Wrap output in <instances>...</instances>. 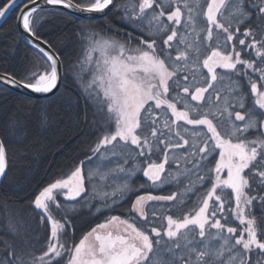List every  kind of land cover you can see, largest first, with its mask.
Wrapping results in <instances>:
<instances>
[{"label":"snow or ice","instance_id":"1","mask_svg":"<svg viewBox=\"0 0 264 264\" xmlns=\"http://www.w3.org/2000/svg\"><path fill=\"white\" fill-rule=\"evenodd\" d=\"M46 5L100 13L105 19L115 12L126 26L119 36V29L96 31L89 25L93 30L84 34L87 47L79 71L69 69L79 99L95 106L104 125L90 151L122 163L106 172L98 164L85 173L81 161L32 194L33 211L48 228L39 252L38 234L25 235L23 224L7 211L8 202H0L5 231L11 234L0 236V264H264V228L256 212L264 220V0H23L22 7L17 0H4L0 18L19 7L16 21L44 61V70L24 77L0 74V92L23 89L29 99L30 93L50 99L60 92L63 62L39 34ZM242 81L250 84L252 106ZM41 115L47 123L46 110ZM9 170L6 139L0 137V181ZM113 172L123 174L122 181L111 192L103 191L94 177L103 182ZM137 173L146 180L133 186ZM180 177L189 184L179 199L176 192L139 194L180 183ZM86 180L92 185L89 208L100 199L95 210L110 209L131 193L133 215H112L78 243L66 245L72 227L67 211L85 200ZM197 183L200 188L210 185L197 205L182 216H164L166 224L157 227L163 209L153 202L185 205L189 193H199ZM60 197L75 203L63 210ZM53 207L62 211L60 218ZM229 214L238 227L229 225Z\"/></svg>","mask_w":264,"mask_h":264},{"label":"trees","instance_id":"2","mask_svg":"<svg viewBox=\"0 0 264 264\" xmlns=\"http://www.w3.org/2000/svg\"><path fill=\"white\" fill-rule=\"evenodd\" d=\"M3 2L4 0H0V4ZM81 2L87 3L88 0H81ZM120 2L123 3L124 0H120ZM46 10L47 17L40 24L39 34L52 45L62 58L64 81L60 92L50 99L33 97L29 99L24 94L11 89L7 92H0V136L6 139L10 161L7 179L0 185V202L5 200L8 202L9 208L7 211L23 224L26 230L25 235L30 234L31 238L38 234L39 238L35 240L36 252L44 248L48 228L47 225L40 224L37 212L33 211L31 205L32 194L55 179L69 174L81 161H84V171L86 173L94 162V160H88V157H93L90 149L96 146L104 131L101 117L95 115V106L91 104L86 106L84 100L79 99L81 95L80 88L69 69L75 68L79 71L78 61L83 58L87 47L84 34L93 30L89 25L97 26L96 31L119 29L117 32L119 36H122L126 29V26L121 23L115 12H110L106 19L105 17L82 19L65 10L56 8ZM18 12L19 9L17 8L0 28V72L13 73L18 77H24L30 71H43L44 61L40 58L36 49L23 39L16 21ZM241 31H243V28ZM174 55L175 52H173ZM251 55L254 58V54ZM242 84L244 85V91L247 93V104L252 106L254 97L251 94L250 84L247 81H242ZM180 106L178 104V107ZM42 109L47 112V123H42ZM85 112L87 119H85ZM13 126L16 129L14 133L12 132ZM100 161L98 157L96 162L99 164ZM101 163L110 164L108 166L111 169L116 168L112 161H101ZM212 166L214 167V162ZM167 169H169V165L166 166ZM175 169L176 167L172 164L171 170L174 171ZM118 175L119 173L113 172L109 176L110 180H106L105 183H98L97 186H103L105 187V190L102 189L103 191L111 192L121 181L119 179L116 181ZM94 179L98 181L99 177L97 176ZM179 179L180 183L172 182L164 188L166 195L174 192L177 185H179L178 188L188 186L189 180L187 178L180 177ZM192 180L194 181L195 177H192ZM196 186L200 188L198 183ZM206 187H210V185ZM206 187L200 188L199 193L196 195L197 203L205 194ZM90 196L88 190L85 194V200L77 205L76 210L67 211L68 216L71 218L72 227L67 236L64 237L66 245L78 243L93 227L105 222L112 215H119L122 218H129L133 215L129 212L133 196H128V199L119 198L117 204L111 205L110 209L106 208L100 212L95 210V206H99L103 201L100 199L92 200L93 207L89 208L87 199ZM59 199L63 204V210H68L69 206L75 203L66 202L63 198ZM186 202L185 197V205H182V207L186 206ZM109 203L111 204V201ZM153 203L156 204V202ZM160 204L157 207L162 208L163 212L159 213L157 227L166 224V220L163 219L164 216L173 215L170 205L167 203ZM232 206L234 207V200ZM225 207L227 210L228 205L226 204ZM4 211L0 207V236L11 238V234L5 231L7 218ZM256 212L257 220L260 226L264 228V220L261 219L259 210L257 209ZM53 214L56 218H60L62 211L53 207ZM229 225L239 226V221L234 220L231 214H229ZM137 226L142 227L139 220ZM17 246H23V240L20 238H17Z\"/></svg>","mask_w":264,"mask_h":264},{"label":"flooded vegetation","instance_id":"3","mask_svg":"<svg viewBox=\"0 0 264 264\" xmlns=\"http://www.w3.org/2000/svg\"><path fill=\"white\" fill-rule=\"evenodd\" d=\"M191 127V126H189ZM175 167H177L175 164H173ZM167 166V165H166ZM225 175H226V172H225ZM163 176V174H162ZM146 180V178H144L142 176V173H137L136 175H134L132 178H131V182L133 184V186H136L137 183L141 184V183H144ZM136 183V184H135ZM188 183V182H186ZM172 184V183H171ZM170 185V183H164L162 185H158L157 187L155 188H147V189H141L140 190V193L139 194H145L146 192H151L152 194L154 195H166L165 192H164V188L166 186ZM179 185L175 186V191L177 193V199L180 198V193L184 190L185 187H182L180 186L178 188ZM173 193V192H172ZM171 193V194H172ZM170 195V194H168ZM128 196H133V200L135 199V196L132 195L131 193H129ZM196 195H193L191 193H189V195L186 197V206L185 207H182V205H177V201H163V202H156V206L161 203V204H165L167 203L168 205H170V208L172 210V214L173 216L177 217V216H180L181 214H185L187 213L188 211H190L191 209H193L196 205H197V199H196ZM131 201V202H132ZM160 204V205H161ZM130 207H131V204H130ZM163 212V211H161ZM223 222V221H222ZM104 223V222H103ZM143 227V225H142Z\"/></svg>","mask_w":264,"mask_h":264},{"label":"water","instance_id":"4","mask_svg":"<svg viewBox=\"0 0 264 264\" xmlns=\"http://www.w3.org/2000/svg\"><path fill=\"white\" fill-rule=\"evenodd\" d=\"M17 4L19 5V7H22V5H23V0H17ZM19 7H17V8L19 9ZM45 7H46V9L56 8V9L64 10V9L60 8L59 6L46 5ZM17 8H16V9H17ZM16 9L10 11L5 17L0 18V28L3 26V24L5 23V21L8 19L9 15H10L13 11H15ZM65 11H67V12L73 14V15L76 16V17L82 18V19H99V18L104 17V15H103V14H100V13H87V12L81 13V12H77V11H75V10H73V9H67V10H65ZM106 11H107V10H106ZM108 14H109V13H108ZM18 15H19V12H18ZM17 25H18V23H17ZM18 29H19V31H20V33H21L23 39H24L27 43H29L30 37L28 36V34H27L26 32H24V30L22 29V27H20L19 25H18ZM29 44L31 45V43H29ZM31 46H32V45H31ZM52 48H53V47H52ZM53 50H54V48H53ZM54 51H55V50H54ZM55 52H56V51H55ZM56 53H57V52H56ZM57 55L60 57V55H59L58 53H57ZM60 59H61V61H62V58H61V57H60ZM62 62H63V61H62ZM3 73H4V72H0V74H3ZM61 74H62V78H63V79H62V83L59 85L60 88L62 87V84H63V81H64V65H62V68H61ZM11 90L16 91V92L21 93V94H23V93L25 92V90H23V89H11ZM29 95H30L31 97H33V98H38V99H45V98H46V96L43 95V94L30 93ZM49 95H50V94H49ZM0 137H1V136H0ZM3 181H4V180L0 181V185H1V183H2Z\"/></svg>","mask_w":264,"mask_h":264},{"label":"rangeland","instance_id":"5","mask_svg":"<svg viewBox=\"0 0 264 264\" xmlns=\"http://www.w3.org/2000/svg\"><path fill=\"white\" fill-rule=\"evenodd\" d=\"M85 75V77H86V79L89 77V73H85L84 74ZM104 150L102 149V152H103ZM106 155H108V159H104V160H102L101 159V156H100V154H93V157H92V159H91V161H93L94 160V162L92 163V165H91V168H94L96 165H98V163L96 162V159L99 157V160H101V161H112L113 162V165L114 166H117V163H122V161H119V158L118 157H113V156H111L110 154H107V153H105ZM101 161L99 162V165L101 166V172H106L108 169H111V167L110 166H108V165H110V164H103V163H101ZM88 170H89V168L87 169V171H86V173L88 172ZM109 176L110 175H108V177H107V179L106 180H110L109 179ZM97 177V176H96ZM99 177V176H98ZM95 178V177H94ZM118 179L119 180H121L122 181V179H123V174H119L118 176H116V181H118ZM106 180H104L103 182L105 183V182H107ZM120 181V182H121ZM97 182V184L98 183H102L101 182V178L99 177V180L98 181H96ZM119 182V183H120ZM86 187L88 188V190H89V195H91L92 196V192H91V188H92V185H90V184H88V182H87V180H86ZM99 188H101V189H103V190H105V187H103V186H98ZM91 192V193H90ZM90 196V197H91ZM60 198H63V197H60Z\"/></svg>","mask_w":264,"mask_h":264}]
</instances>
